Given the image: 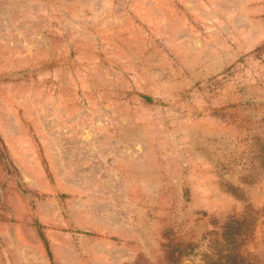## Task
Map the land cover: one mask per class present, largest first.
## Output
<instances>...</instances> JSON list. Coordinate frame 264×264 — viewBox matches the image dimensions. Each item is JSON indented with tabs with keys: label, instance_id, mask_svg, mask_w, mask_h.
Segmentation results:
<instances>
[{
	"label": "rangeland",
	"instance_id": "obj_1",
	"mask_svg": "<svg viewBox=\"0 0 264 264\" xmlns=\"http://www.w3.org/2000/svg\"><path fill=\"white\" fill-rule=\"evenodd\" d=\"M264 264V0H0V264Z\"/></svg>",
	"mask_w": 264,
	"mask_h": 264
},
{
	"label": "trees",
	"instance_id": "obj_2",
	"mask_svg": "<svg viewBox=\"0 0 264 264\" xmlns=\"http://www.w3.org/2000/svg\"><path fill=\"white\" fill-rule=\"evenodd\" d=\"M45 243H46V249H47V251H48L47 253H48V256H49V259H50L51 263H52V264H56L55 261H54V259H53V254H52V252H51V250H50V247H49L48 241L46 240Z\"/></svg>",
	"mask_w": 264,
	"mask_h": 264
}]
</instances>
